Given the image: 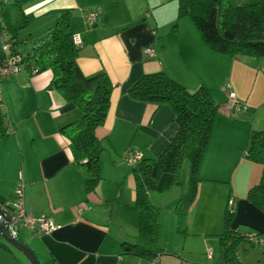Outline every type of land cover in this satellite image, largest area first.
I'll list each match as a JSON object with an SVG mask.
<instances>
[{
	"label": "crops",
	"instance_id": "1",
	"mask_svg": "<svg viewBox=\"0 0 264 264\" xmlns=\"http://www.w3.org/2000/svg\"><path fill=\"white\" fill-rule=\"evenodd\" d=\"M177 8V0H36L24 6L26 18L44 19V23L52 19L55 22L59 13L68 11L69 30L78 34L82 41L76 59L80 71L84 76L103 72L113 85L105 122L95 130L97 139L104 147L100 155L102 180L93 192L86 193L83 171L73 163L68 140L60 132L61 127L80 117V110L60 112L65 101L57 91L48 89L52 79L50 70L31 75L28 68L20 73L21 68L19 73L7 79L12 80L10 84L22 94L24 114L17 123L13 122L15 125L8 122L10 134L6 139H0V204L10 199L14 190L21 188L25 215L45 218L52 223L53 230L42 235L22 230L26 236L20 240L29 244L41 264L151 262L134 255H121V243L133 242L136 237L132 230L137 227L136 224H127L129 230L116 221L123 208L128 211V216L138 215L134 208L135 183L132 170L130 182L127 183L128 198L124 203H116L121 197V189L118 192L112 189L125 177L128 167H134H127L123 158L127 151L140 153L143 159H156L177 133L175 116L169 106L139 102L129 96L128 90L143 75L164 72L189 92H194L201 85L207 88L209 83H205L206 78L210 83L214 82L220 88L219 91L225 93V97L220 100L221 94L211 96L215 103H219V108L209 141L211 153L209 158L204 155L201 167L207 160L206 164L211 162L214 165L217 158L221 160L222 153L231 146L235 153L239 151L246 126L240 119L248 109L232 114L228 95L230 92L235 94L238 106H243L238 98L245 105L250 102L257 106L251 98L254 100L258 97L260 90L254 96L252 92L246 96L240 95L233 73L249 67L242 65L240 59L233 60L208 49L188 18L177 19ZM89 11H97L100 20L88 24L86 15ZM49 24L43 28L51 27ZM2 29L0 19V40L3 37ZM146 48L153 49V57L144 53ZM249 59L248 64L255 71L257 82L264 77V59ZM225 65L229 66L228 72L218 74L217 70ZM207 89L211 88L208 86ZM249 115L253 116V122L257 124L256 112ZM232 127L237 129L239 135L231 131ZM253 129L257 130L256 126H249L247 135ZM213 154L216 157L212 159ZM240 164L241 161L237 167ZM213 165L215 171L225 169L218 170ZM201 167L200 175L211 185L205 188L200 185L198 199L187 211L186 235L177 231L176 214L175 230L182 236L165 237L158 232V245L162 253L153 260L157 264H185L182 252L190 235H206L202 225L210 223L190 224V229H197L192 232L189 230V216L204 201L213 203L217 196L222 199V203L225 200L226 191L215 186L226 183L224 176L203 175L205 167ZM243 181V184L227 181L230 185L229 197L232 194L236 201L232 207L236 215L233 227L237 229L235 221L243 219L250 223L252 229L257 230L264 225V221H260L261 214L245 201L241 191L255 181L254 171ZM111 194L114 196L109 197ZM243 200L247 205L241 206ZM111 201L116 204H110ZM107 204L108 207L114 206L112 212L104 210ZM197 211L195 214H198ZM258 231L263 232L264 228ZM203 241L206 242V249L210 248L208 242ZM0 264L27 263L17 257L13 250L0 247Z\"/></svg>",
	"mask_w": 264,
	"mask_h": 264
},
{
	"label": "trees",
	"instance_id": "2",
	"mask_svg": "<svg viewBox=\"0 0 264 264\" xmlns=\"http://www.w3.org/2000/svg\"><path fill=\"white\" fill-rule=\"evenodd\" d=\"M34 1L8 3L0 0L3 37L13 53H22L29 67L37 68L38 73L52 72L48 89L63 97L65 104L60 108L61 113L80 110V117L61 127L60 132L68 140L73 163L83 171L85 192L91 193L102 180L100 155L104 149L95 130L105 122L113 85L103 72L84 76L80 71L76 63L79 48L72 40L75 33L69 30L68 11L59 13L54 26L44 36L30 35L21 39L20 29L30 24L24 15V6ZM177 4V19L188 18L203 44L212 52L232 59H264V0H177ZM128 94L139 102L169 106L178 127L173 141L156 159L142 157L132 169L134 208L138 212L137 234L133 242L121 243V255L153 261L161 256L162 250L158 245L159 211L150 203L149 194H163L179 186L181 167L187 162L186 192L174 207L177 231L186 235L187 211L199 196L202 182L199 168L219 105L204 85L189 92L164 72L143 75L130 87ZM4 108L0 97V139H6L10 134ZM243 156L258 165L261 171L259 182L248 189L245 201L264 214V129L251 130ZM234 218L235 213L226 207L224 229L216 236L220 256L214 264H240L236 258L238 245L264 239V232L249 235L234 228ZM0 247L13 250L3 241H0Z\"/></svg>",
	"mask_w": 264,
	"mask_h": 264
},
{
	"label": "rangeland",
	"instance_id": "3",
	"mask_svg": "<svg viewBox=\"0 0 264 264\" xmlns=\"http://www.w3.org/2000/svg\"><path fill=\"white\" fill-rule=\"evenodd\" d=\"M12 1L14 0H7L8 3H12ZM27 21L30 24L26 28L20 29L19 35L21 39L29 38L30 35L34 37H39V36L42 37L50 28L54 26V23H55L52 19L51 20L52 22L49 21L50 22L49 26L51 27L43 28L45 25L49 23V22L44 23V19L35 20V19H32L31 17H28ZM2 44L3 42L2 40H0V56L1 57L3 56L2 55L3 54ZM249 60H250L249 58H244V57L240 59L241 64L249 68H241L239 71H235L233 73V79L236 80L235 83L238 86V91H240L239 93L240 95L246 96L247 94H250L252 92L254 96L260 90V94L258 95V97L254 98V100H253V97L251 98L252 102L257 106L250 104V102L246 103L247 105L246 106L245 103H243V100L241 98H238L240 104H242L243 106H246L248 109L247 111L248 113L245 112L246 114H244L247 116H244L242 114V117L240 119V121L243 122L246 126L244 127V139H242V143H241L239 151L235 153V149L231 146L226 152L222 153L223 158L221 160L217 158L214 165L211 162L206 164L208 160L204 163V166L202 165L203 168L205 167L203 175L209 174V175L217 176L221 174L224 176L225 178L224 180L226 181V183L216 184L215 186H217L219 189H223L224 191H226V197L223 203H222V199L219 196H217L216 200L213 203L211 201H204L202 206L200 207L198 206V208H196V210H198L197 211L198 214H195V211H196L195 210L192 212V215L189 216V230H191L192 232H196L197 229L195 227L190 229V224H201L203 222H210V223H205L204 225H202V229L207 232L205 233L206 235H190L188 244L186 248L184 249V251L182 252L184 256L183 258L185 259L184 260L185 264H214V262L216 263L218 261L219 256H220V248H219V241H218V238L216 237V234L222 233L224 229V213H225L226 203L228 202L227 208L229 210H233L232 207L234 206V203H236L232 194L229 197L230 185L228 184L227 181L235 182L236 184H243L245 182L243 181V179L254 171L255 181L252 183V185L250 186L248 185L245 190L241 189L242 197H244L246 196V193L249 187L258 183L260 180L261 171H260L259 166L250 162L243 156L244 150L248 142V138H249V134L247 135V128L249 126L250 127L256 126L258 130V129H262L261 127H264V77L259 78V80L255 82L256 81L255 71L252 70L251 69L252 66L248 64ZM237 66L238 65L235 66V69L237 68ZM228 70H229V66L225 65L222 67V69H218L217 72L218 74H221V73L228 72ZM24 71H25V68L24 69L22 68L20 73ZM204 80L206 84L209 83V85H207V88L208 86L211 88V89H208L211 96L212 94L214 95L221 94L222 98L220 100H223V96L225 97V93L222 90L220 92L219 91L220 88L217 85H214V82L210 83L209 82L210 80H208L207 78ZM11 82L12 80L0 81V97L3 101V104L6 106V109L4 108V112L6 113V110H7L6 116H8V122L12 123V125H15V123H17V121L22 116V114H24V112L22 111V103H21L22 94L20 95L18 93L17 89H15V87L10 84ZM218 102L221 103V101H218ZM259 104H262V105H259ZM253 111L256 112L255 122H257V124L253 122V116L249 115V114H252ZM258 122H260L259 125H258ZM231 131L235 132V134H238L237 129L235 127H232ZM210 153H211V143L207 145V148L204 153L205 157L209 158ZM214 155L215 154L211 156L212 159L213 157H216ZM203 159H204V156H203ZM240 161H241V164L239 167H237V164ZM211 165H213L215 169L219 170L220 168H225L226 170L224 169L222 171H215ZM131 170L132 169L128 167V172L126 173L125 177L121 178L120 181L118 182L119 184L115 185L112 188L115 192H118L119 189H121V192L119 195V197L120 196L121 197L116 202L118 203V205H121L122 203H124L126 198H128L129 192L127 190V183L130 182ZM209 170H211L212 172H209ZM180 178H181V183L179 186L173 187L163 194H156V193L149 194L150 203L153 206H155V208L159 211V235L163 233V236L165 237H168L170 235L172 237L182 236V235H178L175 230L176 229V225H175L176 217L174 216L175 215L174 207H175V203L180 198H182V196L186 192L187 183H188V164L186 161L182 164L181 171H180ZM199 178L202 179V182L200 185H202L203 188L207 187L208 185H211L208 181H206L207 179L203 178L200 175V173H199ZM121 181H123L124 183L123 184L120 183ZM202 191H204V189H202ZM241 191H240V194H241ZM112 196L114 195L111 194L109 197H112ZM116 203L114 201H111L110 204L114 205ZM220 203H222V207ZM242 205H247L244 200L242 201L241 206ZM113 209H114V206L108 207V204H107V207L104 206V210L106 211L112 212ZM127 212L128 211L124 210V208L121 209L120 211L121 215H118V218H116V221H117V224L122 225V226L125 225L126 228L131 230L126 225L131 224V223L138 225V215H129L130 216L129 217L127 215ZM257 212L261 214L259 215L260 221L261 220L264 221V214L258 210ZM134 216H135V220H134ZM235 223L237 225V230H240L242 232H248L250 233L249 235L252 234L251 232H260L258 231L259 228H264V225H262V227H259L257 230H254L252 229L253 227L250 225V223L248 221H244L243 219H237ZM132 230L134 231L135 234H137V227H134ZM25 236H26V232L21 231L19 239L21 238L22 240H24ZM178 239L182 240V238H178ZM203 240L208 242L207 245L210 248L206 249V244H205L206 242L204 243ZM260 240L263 241L264 239H260ZM208 249L213 250L214 256L212 260H209L207 258ZM13 252L15 253L17 257H19L20 259H22L24 262L28 264V261L20 252L16 251L15 249H13ZM236 258L238 259L240 264H263L264 244L258 243V242L256 244L241 242L236 248Z\"/></svg>",
	"mask_w": 264,
	"mask_h": 264
},
{
	"label": "built area",
	"instance_id": "4",
	"mask_svg": "<svg viewBox=\"0 0 264 264\" xmlns=\"http://www.w3.org/2000/svg\"><path fill=\"white\" fill-rule=\"evenodd\" d=\"M100 20V14L97 11H89L86 15V22L88 24H94ZM74 45L77 48L82 46V41L78 34L72 36ZM2 52L3 56L0 57V81H5L15 74L19 73L21 68H28L31 71V75L38 74L37 68L29 67V64L24 61V56L21 52L13 53L10 46L6 42L5 38L2 37ZM144 53L147 56L153 57V50L150 48L144 49ZM229 109L231 113L238 114L240 111H246L245 106H238L235 101V94L229 93ZM123 158L127 165L136 166L142 159L140 153H134L133 151H127ZM0 209L8 217V233L10 237L19 239L20 233L23 229L29 230L37 235H42L53 230L52 223L45 218H31L27 217L23 209V191L21 188L14 190L13 195L10 199L0 205ZM254 243L264 244V240H253ZM207 258L213 259V253L210 249L207 250ZM149 264H157V261H151Z\"/></svg>",
	"mask_w": 264,
	"mask_h": 264
},
{
	"label": "water",
	"instance_id": "5",
	"mask_svg": "<svg viewBox=\"0 0 264 264\" xmlns=\"http://www.w3.org/2000/svg\"><path fill=\"white\" fill-rule=\"evenodd\" d=\"M8 221L7 215L0 209V237L2 238V241L6 245L20 252L26 258L28 264H41L29 244H26L20 239L10 237L8 233Z\"/></svg>",
	"mask_w": 264,
	"mask_h": 264
}]
</instances>
